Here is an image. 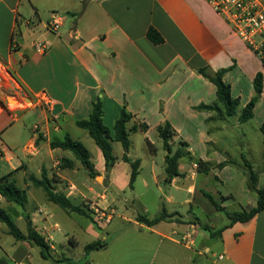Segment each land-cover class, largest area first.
<instances>
[{
	"label": "crops",
	"instance_id": "obj_1",
	"mask_svg": "<svg viewBox=\"0 0 264 264\" xmlns=\"http://www.w3.org/2000/svg\"><path fill=\"white\" fill-rule=\"evenodd\" d=\"M53 13L68 18L62 19L56 31L48 28ZM151 27L163 36V43L156 45L149 40L147 32ZM39 45L45 50L40 51ZM203 68L211 76L218 70L230 68L224 80L231 85L233 97L240 99L235 117L220 119L214 111L197 109L218 103L217 87L200 73ZM259 72L264 75L263 63L205 0H0V87L10 78L14 92L8 91L13 98L23 104L32 103L28 108L12 109L8 95L0 98V161L6 165L0 177L14 172L20 186L17 178L24 173L27 178L22 188L28 190L27 206L30 191L35 187L28 178L34 175L41 179L46 170L56 190L65 193L76 205H82L87 199L99 209L115 214L118 195L129 182L131 186L132 166L123 160L122 144L113 142L121 151L109 171L103 153L97 152L98 163L94 164L98 175L91 178L85 169L89 179L81 183L75 182L83 166L78 164L80 161L72 152L50 146L53 138L64 139L67 134L72 137L70 133H63L62 125L77 126L78 120L89 118L93 102L101 99L104 124L111 130L123 108L134 116L129 128L142 123L149 126L148 131L139 129L132 132L131 137L142 134L145 144L154 151H150L153 156L157 142L162 140L159 128L166 123L176 133L172 144L183 141L189 148L180 159V175L168 183L171 191L165 200L182 207L183 212L170 213L165 204L159 209L158 200L151 201L155 208L151 211L138 200L141 213L124 214L121 218L128 225L119 227L106 249L92 252L86 264H100L96 261L100 253H107L106 264H264V211L247 223L231 225L225 212L218 211L212 204L216 213L225 216L213 214L204 223L194 204L202 192L198 193L197 188L201 174L212 173L221 181L224 173L232 171L233 180L234 166L247 170L243 157L253 164L262 179L264 177V165L257 166L253 159L256 151L264 160L261 132L264 90L253 118L247 123L238 121L244 107L256 95L254 79ZM5 86L9 89V82ZM31 117L41 119L39 130L24 141L23 123ZM131 150L132 142L129 153ZM91 158L94 162L92 153ZM26 159L37 163L41 177L28 175L30 162ZM65 159L71 160L72 166L61 169ZM199 161L209 165L208 172L201 171ZM121 162L126 167L130 164L131 172L129 168L123 171ZM224 163L227 165L221 168ZM128 178L129 181L123 183ZM166 178V173L160 177L154 171L152 185H156L160 193H163L161 185ZM189 178L193 181L187 188L189 198L178 204L174 191L183 190L179 185ZM111 188L115 191L109 195ZM146 188L151 189V185L146 183ZM248 189L246 205L239 202V195L233 191L222 196L221 201L213 198L227 211L239 212L257 205V193L249 186ZM34 198L30 212H26V206L9 203L2 195L0 206L12 213L16 223L25 220L23 233L27 232L26 216L30 217L36 230L49 241L54 257L59 247L63 248L57 241L62 224L68 228L67 232L78 226L82 229L84 222L79 217L83 215L63 210L48 200L44 190L43 197ZM228 201L234 202L233 206L224 205ZM126 202L129 207L136 205L134 198ZM161 202L162 199L159 204ZM164 211L167 219L155 225L138 221V217L155 220ZM106 223L112 226L114 217L110 215ZM2 224L0 260L8 264L7 257L18 260L17 249L31 250L35 246L14 238L12 249L15 251L10 254L2 243V236L10 235L9 229ZM221 229H224L221 236L210 235V231ZM68 236L69 244L75 247L77 239ZM105 240L108 239L104 237ZM132 246L137 253L125 254L123 250ZM69 251L70 257L64 255V258L78 264ZM17 264L25 263L17 261Z\"/></svg>",
	"mask_w": 264,
	"mask_h": 264
},
{
	"label": "trees",
	"instance_id": "obj_2",
	"mask_svg": "<svg viewBox=\"0 0 264 264\" xmlns=\"http://www.w3.org/2000/svg\"><path fill=\"white\" fill-rule=\"evenodd\" d=\"M149 40L158 45L164 42L163 36L153 27L149 28L147 32ZM264 65V62H262ZM230 70L221 69L218 70L214 76H211L207 69H200V73L211 82H213L217 87V98L218 103L213 106L201 105L197 109L200 111H214L218 114L220 119L222 118H232L237 115V110L240 105V99L234 98L232 95L231 85L226 83L224 80L225 74ZM254 87L256 95L252 100L244 107L241 115L238 118L240 123L249 122L254 116V109L257 102L261 98L264 90V75L259 72L254 79ZM104 110L103 103L101 99L93 102V110L89 118L84 120H78L76 122L79 128L88 131L90 137L95 141L96 145L99 147L103 156L105 158L107 171L111 170L117 162V158L113 152V142H119L122 144L124 149L123 160L128 162L132 166L131 173V186L136 181L140 170V161H132L128 153L131 149V133L137 132L141 129L143 132L148 131L149 126L145 123L134 124L131 128L128 127L129 123L133 121L134 116L127 111L126 108L121 110L119 118L116 120L113 130L104 124ZM261 132L264 136V121L261 126ZM160 136L164 143V148L167 151V156L165 158V172L167 175L166 182H171L176 176H179V162L180 159L186 155L185 147H188L186 142H182L181 146L177 151L173 150L171 139L176 135L172 126L169 123L161 126L159 128ZM52 149H62L70 151L74 154L75 158L81 162L83 167L89 172L91 178H95L98 173L95 170V164L92 161L91 153L87 147L78 140L73 139L69 134H67L64 139L53 138L50 142ZM264 156V152H263ZM244 164L247 168L248 173V185L249 187L257 193L258 200L257 205L254 208L244 209L239 212H229L224 207H222L212 195L205 193V196L210 200V202L215 206L218 211L225 212L231 225L241 222L247 223L251 221L258 213L264 211V187L260 183V173L255 170L253 164L249 162L246 157H243ZM227 164H221L220 167H224ZM72 166V161L65 159L63 160L61 169H67ZM205 166V167H204ZM199 167L201 171L208 172V164L199 161ZM29 181L37 188H41L45 191L46 196L49 201L57 204L63 210L67 212H75L80 215L86 216L91 219L92 222L96 223L97 220L94 218V212L90 209L88 205L84 203L82 205H76L74 201L66 196L65 193L56 190L53 185V181L48 177L46 170L43 171V177L41 179L34 175H31ZM0 194L9 202L20 207H25L28 203V190L18 186L16 179L14 178V172L0 177ZM168 214L164 211L161 216L155 220H148L143 217H138V221L142 222L148 226L155 225L163 220H166ZM27 219V232L23 233L17 223L15 222L13 216L10 212L0 206V223L5 224L9 229V234L15 238L17 241H27L31 245L38 247L41 252L43 259L52 260L55 264L65 263V264H76L71 260H55L53 257V249L49 241L36 230L32 223L30 217L26 216ZM224 229L218 230L217 232L210 231V235L213 238L221 236ZM108 241H95L88 244L85 247V257L88 258L92 252L104 250L108 246ZM0 264H6L5 260H0Z\"/></svg>",
	"mask_w": 264,
	"mask_h": 264
},
{
	"label": "rangeland",
	"instance_id": "obj_3",
	"mask_svg": "<svg viewBox=\"0 0 264 264\" xmlns=\"http://www.w3.org/2000/svg\"><path fill=\"white\" fill-rule=\"evenodd\" d=\"M59 15H61L63 17V19H68L67 17H65V15L58 13ZM9 78V77H8ZM9 82V86H13V80L9 78V81H4L5 85H8ZM2 86L0 87V98H2L4 95H8L9 98V106L10 108L14 109L17 107L18 108H28L32 105L31 102H28L26 104L20 103L17 99L13 98V96L10 94V91L8 90H12L14 92L13 89L10 88H6V86ZM5 91V93L3 94V92L1 91ZM10 99H14V101H10ZM19 104V105H18ZM41 123V119H37L36 117H31L30 119H27L26 124L23 123V139L24 141L28 140L30 137H32L34 134H37V131L33 129L34 127L40 126ZM64 131L63 133L67 132L70 133L72 135L73 138L75 139H80L79 141H81L92 153V156L94 158V163H98V158H97V152H101L99 150V147L96 145L95 141L88 135V133L82 129H80L79 127H77L74 124H66L64 123V125H62ZM173 139V138H172ZM171 139V142H173V140ZM131 142H132V150L131 153H129V156L131 158L135 159H139L141 160V167H140V175L137 177V180L134 184V189H132V187L130 186V182L127 185V187L125 188L124 191H121L120 194L118 195V203H117V210L115 212V214H109V212L105 211L106 216H112L114 217V224L112 226H109V224H107L106 222H102L100 220H98L96 223L92 222L91 219L87 218L86 216L83 217H79L80 220L83 223L84 226H82V229H80V227H76L73 229L68 230L67 232V227L65 226V224H62V231L60 233V237H58L57 241L61 242V245H63V248L59 247L58 250V254L54 255L55 258H59L57 260H64V255L65 257H68V249H70L69 252H71L73 255V259H75L77 261L78 264H86L88 263V258L85 257V252H84V246L88 243H92L98 240L103 241L104 237H106L108 240V243H110L109 241L114 237L115 238V233L116 231H119L122 225H128V223L124 220H122V216L124 214H128V215H133L135 213H141L138 209H139V202L138 200L142 201L143 204L148 205L149 209L151 211H155L154 206L152 205L151 201L153 200H158V207L160 209V207H162L163 204H165V207L167 208L168 212H175V211H182V207H179L178 205H171L165 202V200L167 199L169 192L171 191L169 184L166 182H163L161 187L163 189V193H160L158 191V188L156 185H152V181H153V174L154 171H156V173L161 177L163 174H165V167H166V163H165V155L167 154V152L164 150V143L163 140H160L159 142H157L156 144V155L153 156V154L151 152L152 149H150L144 141L143 135L142 134H133L131 137ZM181 142H178L177 144L173 143L172 147L174 151H177L178 148L181 146ZM118 147V145H116V143L113 144V149H114V154L116 157L119 156V153L121 151V149ZM155 148V149H156ZM189 147H185V152H187ZM151 151V152H150ZM7 153L8 150H7ZM101 154V153H100ZM186 159V158H185ZM253 159L257 162V166H263L264 165V160H262V158L260 156H258L257 152L255 151L253 153ZM26 162H30L29 165V172L28 175L31 174H37L38 176L41 177V173H39L38 171V167H37V163L36 162H31L30 160L26 159ZM78 164L81 165L80 162H78ZM49 166V164H47ZM82 166V165H81ZM120 166L122 167V170L124 171L125 168H129L130 172H131V166L130 164L127 165L128 167H126L125 165H123V163H120ZM209 166V165H208ZM6 167V165H4V161H0V171L4 170ZM205 167V166H204ZM235 168L233 169V180L231 179L230 175L232 174V171L229 173H224L223 178L220 180L215 179L214 174L209 173V174H201L199 176V178L197 179V188H198V193L199 190H201L202 192L199 193L197 195V201L199 202H193L196 207V212L201 215V220L206 223L208 222V216H211L213 214H220V213H216L214 206L212 205V203L210 202V200L208 198H206V196H204L202 193H208L212 196H214L217 200L221 201L222 200V196H227L231 193V191L237 193V195H239V202L242 205H246L248 199V195L247 192L250 193L249 189H248V175H247V170L244 168H240L237 166H234ZM242 167H244V165H242ZM210 168V167H209ZM63 171V170H62ZM62 175L66 176V173L61 172ZM67 173H71L70 170H67ZM24 173H21L20 176H18V183L21 187H25V180L27 177L24 178ZM123 177H125V175L123 174ZM191 177V176H190ZM222 177V176H221ZM85 179H89L88 178V174L85 170V168L82 166L81 170L79 172V175L77 176V178L75 179L76 183H81L84 182ZM247 179V182H246ZM62 180V179H61ZM94 181V180H93ZM129 181L128 179H124L123 183H126ZM99 183H101V180L98 181ZM146 183H149L151 185V189H147L146 188ZM185 183V184H184ZM193 181L189 178L187 179L185 182H181L180 183V187L183 189L180 192H175L174 191V195H175V200L176 202H178V204L182 203L184 201V199L189 198V195L187 193V188L190 184H192ZM260 183L261 186L264 185V177L263 179L261 178L260 175ZM114 190V188H111L109 191V195L111 194V192ZM115 191V190H114ZM38 197L41 198L43 197V189H39L36 187H33L30 191V201L29 204L26 206V212H30L33 209V205H34V198ZM162 197V198H161ZM134 198V201H136V205L129 207L126 200H130L132 201ZM160 199H162L161 204L160 203ZM83 203L85 205H88L90 207V209L94 212V218H95V214L97 213L96 211V204H94V202L92 203V201L90 200H84ZM227 206H230L231 204H234V202L232 201H228V202H224ZM96 206V207H95ZM200 207V210L198 209V207ZM233 206V205H231ZM188 209V205L186 207ZM21 209V208H20ZM22 210V209H21ZM101 210H99L98 214H101ZM11 213V212H10ZM12 214V213H11ZM63 214V213H62ZM103 214V213H102ZM101 214V215H102ZM221 216H225L224 214H220ZM218 215V216H220ZM71 216V215H70ZM74 215H72V218ZM78 216V215H77ZM78 218V217H77ZM63 219V217L61 218ZM96 219V218H95ZM2 224V223H1ZM88 224H93L89 225ZM17 225L19 226V228L22 231H26V222L24 221H19L17 222ZM88 227H87V226ZM2 226H4V228L6 230H8V227L5 224H2ZM86 226V227H85ZM120 227V228H119ZM69 233V234H68ZM72 237L74 236L77 241L78 244L75 247H71V245L69 244V236ZM14 237H12L11 235H6L4 234L2 236V243L4 245V248L6 251H8L10 254L14 253V249H12V242H14ZM134 247V246H132ZM126 249L123 250L125 252V254H136L137 250L135 249V247L132 249ZM22 248V249H21ZM19 248L20 251H16V257H17V261L18 263L23 262L25 264H55L52 260H46L43 259L41 256V252L40 249L38 247H33V249H27L25 247H21ZM62 252L64 254H62ZM115 253V251L113 252V254ZM107 253H100V255H97V259L96 261H98V263H105L106 264V260H104L105 258H108V255H106ZM124 254V255H125ZM113 256L116 255H111V257L113 258ZM70 257V256H69ZM56 260V259H55ZM7 261L8 264H17V261H15L13 258H8L7 257ZM105 261V262H104ZM57 264H65V263H57Z\"/></svg>",
	"mask_w": 264,
	"mask_h": 264
},
{
	"label": "built area",
	"instance_id": "obj_4",
	"mask_svg": "<svg viewBox=\"0 0 264 264\" xmlns=\"http://www.w3.org/2000/svg\"><path fill=\"white\" fill-rule=\"evenodd\" d=\"M212 5L214 10L225 19L233 32L246 44L253 54L264 62V2L261 0H205ZM63 17L53 13L48 28L56 31L61 25ZM40 51L45 50L39 45ZM34 130L38 131L39 126ZM73 189V187H70ZM97 206V205H96ZM95 206V207H96ZM96 220L109 222L110 216L105 211L96 207ZM101 210V214L99 213Z\"/></svg>",
	"mask_w": 264,
	"mask_h": 264
},
{
	"label": "bare ground",
	"instance_id": "obj_5",
	"mask_svg": "<svg viewBox=\"0 0 264 264\" xmlns=\"http://www.w3.org/2000/svg\"><path fill=\"white\" fill-rule=\"evenodd\" d=\"M10 101H14V99H10ZM19 105V104H18Z\"/></svg>",
	"mask_w": 264,
	"mask_h": 264
},
{
	"label": "water",
	"instance_id": "obj_6",
	"mask_svg": "<svg viewBox=\"0 0 264 264\" xmlns=\"http://www.w3.org/2000/svg\"><path fill=\"white\" fill-rule=\"evenodd\" d=\"M100 177H98V179H99ZM1 195V194H0Z\"/></svg>",
	"mask_w": 264,
	"mask_h": 264
}]
</instances>
